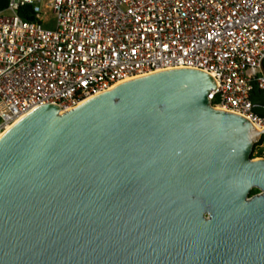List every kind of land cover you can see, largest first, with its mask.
<instances>
[{"label":"water","instance_id":"1","mask_svg":"<svg viewBox=\"0 0 264 264\" xmlns=\"http://www.w3.org/2000/svg\"><path fill=\"white\" fill-rule=\"evenodd\" d=\"M217 87L171 69L19 119L0 136V264H264V131L212 106Z\"/></svg>","mask_w":264,"mask_h":264},{"label":"built area","instance_id":"2","mask_svg":"<svg viewBox=\"0 0 264 264\" xmlns=\"http://www.w3.org/2000/svg\"><path fill=\"white\" fill-rule=\"evenodd\" d=\"M262 65L264 0H8L0 136L42 105L67 111L124 81L179 68L210 74L218 85L211 105L264 131L250 100L257 87L264 106Z\"/></svg>","mask_w":264,"mask_h":264},{"label":"trees","instance_id":"3","mask_svg":"<svg viewBox=\"0 0 264 264\" xmlns=\"http://www.w3.org/2000/svg\"><path fill=\"white\" fill-rule=\"evenodd\" d=\"M8 4V0H0V11L4 10L6 8ZM261 91L257 88L254 87V89L252 90L251 93V99L253 106H254V110L258 115L264 116V106L261 103ZM264 143V136L255 144L254 148L252 149V155L251 157H261L263 154V150H261L260 145ZM258 190L257 189H252L250 191V195L257 193Z\"/></svg>","mask_w":264,"mask_h":264},{"label":"rangeland","instance_id":"4","mask_svg":"<svg viewBox=\"0 0 264 264\" xmlns=\"http://www.w3.org/2000/svg\"><path fill=\"white\" fill-rule=\"evenodd\" d=\"M50 13L48 12V15H49ZM264 146V145H263ZM261 150H264V147H263V149H261ZM255 158H259V157H255Z\"/></svg>","mask_w":264,"mask_h":264}]
</instances>
